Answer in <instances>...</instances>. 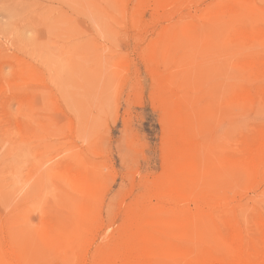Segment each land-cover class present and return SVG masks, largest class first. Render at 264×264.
<instances>
[{"label":"rangeland","instance_id":"1","mask_svg":"<svg viewBox=\"0 0 264 264\" xmlns=\"http://www.w3.org/2000/svg\"><path fill=\"white\" fill-rule=\"evenodd\" d=\"M0 264H264V0H0Z\"/></svg>","mask_w":264,"mask_h":264}]
</instances>
